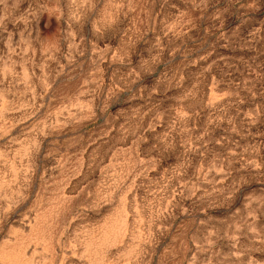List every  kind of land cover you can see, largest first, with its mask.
<instances>
[{"label":"rangeland","instance_id":"rangeland-1","mask_svg":"<svg viewBox=\"0 0 264 264\" xmlns=\"http://www.w3.org/2000/svg\"><path fill=\"white\" fill-rule=\"evenodd\" d=\"M0 264H264V0H0Z\"/></svg>","mask_w":264,"mask_h":264}]
</instances>
